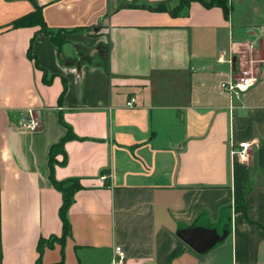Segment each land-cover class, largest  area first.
I'll use <instances>...</instances> for the list:
<instances>
[{"label": "crops", "instance_id": "crops-1", "mask_svg": "<svg viewBox=\"0 0 264 264\" xmlns=\"http://www.w3.org/2000/svg\"><path fill=\"white\" fill-rule=\"evenodd\" d=\"M227 1L228 18L152 10L181 0H0V264H112L116 247L125 264H264V0ZM37 7L61 54L39 27L11 28ZM243 70L257 81L231 101L221 84ZM26 109L40 130L20 129ZM60 119L78 139L54 177L83 186L62 241ZM244 142L247 161L231 154ZM196 227L227 236L199 254L178 237Z\"/></svg>", "mask_w": 264, "mask_h": 264}, {"label": "trees", "instance_id": "trees-1", "mask_svg": "<svg viewBox=\"0 0 264 264\" xmlns=\"http://www.w3.org/2000/svg\"><path fill=\"white\" fill-rule=\"evenodd\" d=\"M192 2H200L206 8L219 7L224 11V14L227 18L229 17V15L231 13V8L229 7L227 0H209V1H206V0H181L179 6L177 8H173V9H171L169 7L167 2H164V3L159 4L156 8H152V10L158 11V12H169L173 16H178L183 10H185L187 7H189V5ZM26 27H39L38 33L44 34L45 36L49 37L51 39V41L57 47L58 53L61 54L62 48L66 44V40L63 39L62 37H60V35H59L63 32L62 31L54 32L48 28V26L44 20L41 7H37L33 12L15 20L11 24V28H13V29H15V28H26ZM34 40H35V38H33L31 41V46H30V49L28 52V57L32 61L35 62V65L37 67L40 68L36 57H34L32 55V45H33ZM103 67L107 69V64L105 61L103 62ZM42 71L44 73L43 74L44 75L43 76L44 82L46 84H49L51 82L52 77H50L51 78L50 79L47 72L44 70H42ZM67 89H68L67 84L64 83V88H63V91H62L60 98H59L60 100L66 94ZM60 121L66 127L67 133L59 143H57L51 147L50 153H49V168H50V179L52 181V184L56 190H58L62 193V196H63V203H62V206H61L60 211H59L60 218H61L62 223H63V236L61 238V241H62L66 237H68L71 233V226L68 222L67 214H68L70 207L75 202L76 193L78 191H80L83 188V186L81 185L80 181L77 179H70V180L59 182L54 177L55 167L57 165H63L66 162V152L64 149L66 142L74 140V139H78L73 134L71 128L69 126H67L61 119H60ZM58 155L63 156L62 162H59L57 160ZM57 240H60V239L52 238L46 244L48 246H52V242L57 241ZM43 247H44V242L41 241L39 244V251L40 252H42Z\"/></svg>", "mask_w": 264, "mask_h": 264}, {"label": "built area", "instance_id": "built-area-1", "mask_svg": "<svg viewBox=\"0 0 264 264\" xmlns=\"http://www.w3.org/2000/svg\"><path fill=\"white\" fill-rule=\"evenodd\" d=\"M257 81V77L252 71H242L239 76L223 82L221 84L222 90L228 94L233 100H239L245 93H247L250 88ZM137 105V99L131 98L127 103L128 108H134ZM42 124L40 120L35 116L33 109H26L20 111V129L29 132H35L40 130ZM252 145L248 142L239 144L235 150L231 152L232 155H236L239 159L247 161L249 159L250 150ZM105 181L106 177L100 178ZM126 255L121 247L115 248V255L112 264H125Z\"/></svg>", "mask_w": 264, "mask_h": 264}, {"label": "water", "instance_id": "water-1", "mask_svg": "<svg viewBox=\"0 0 264 264\" xmlns=\"http://www.w3.org/2000/svg\"><path fill=\"white\" fill-rule=\"evenodd\" d=\"M227 236V231H224L220 236L217 230H205L200 227L192 229H183L178 232V237L195 252L202 254L214 248L218 243H221Z\"/></svg>", "mask_w": 264, "mask_h": 264}, {"label": "rangeland", "instance_id": "rangeland-1", "mask_svg": "<svg viewBox=\"0 0 264 264\" xmlns=\"http://www.w3.org/2000/svg\"><path fill=\"white\" fill-rule=\"evenodd\" d=\"M59 35H60V37H62L63 39H65L63 33H61V34H59ZM102 62H104V61L102 60ZM243 71H248V70H243ZM253 74L256 76L255 72H254Z\"/></svg>", "mask_w": 264, "mask_h": 264}]
</instances>
